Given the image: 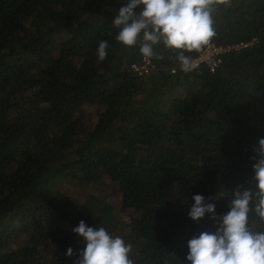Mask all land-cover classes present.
Listing matches in <instances>:
<instances>
[{
	"label": "trees",
	"instance_id": "trees-1",
	"mask_svg": "<svg viewBox=\"0 0 264 264\" xmlns=\"http://www.w3.org/2000/svg\"><path fill=\"white\" fill-rule=\"evenodd\" d=\"M127 2L0 0V264H52L48 248L75 264L80 221L130 244L132 264H190L189 241L217 231L208 214L188 218L192 196L222 216L237 189L253 192L248 226L264 231L252 159L264 138V0L211 5L210 43L257 38L215 73L171 75L178 50L161 41L158 70L141 78L128 72L140 49L115 39ZM100 40L110 46L103 61ZM82 106L96 108L91 130L74 118ZM63 182L113 188L128 221L95 195L72 199Z\"/></svg>",
	"mask_w": 264,
	"mask_h": 264
},
{
	"label": "clouds",
	"instance_id": "clouds-1",
	"mask_svg": "<svg viewBox=\"0 0 264 264\" xmlns=\"http://www.w3.org/2000/svg\"><path fill=\"white\" fill-rule=\"evenodd\" d=\"M224 0H128L115 16L113 26L119 29L115 39L126 47H134L143 33L141 55L150 59L154 56L153 46L160 43L178 50L177 61L181 71H194L198 64L184 52H201L215 36L212 28L211 5ZM142 6L137 14L136 9ZM109 43L100 40L96 49L99 61L108 55ZM256 160L253 165L254 180L257 182L259 200L255 213L264 224V138L259 139L253 149ZM251 190L237 189L229 211L217 216L215 206L206 203L199 194L192 196L194 204L188 218L200 221L208 214L217 225L215 233L202 232L188 243L190 264H264V231L254 232L249 225ZM82 238L85 248L78 254L75 264H132L129 259L131 245L121 237H111L103 227L94 228L80 221L72 229ZM72 249L66 255L71 257Z\"/></svg>",
	"mask_w": 264,
	"mask_h": 264
},
{
	"label": "built area",
	"instance_id": "built-area-1",
	"mask_svg": "<svg viewBox=\"0 0 264 264\" xmlns=\"http://www.w3.org/2000/svg\"><path fill=\"white\" fill-rule=\"evenodd\" d=\"M142 42L143 33H141L137 39L136 46L139 49ZM256 43L257 38H252L251 41H243L231 44L210 43L196 57L192 58L198 64V67L195 70L199 69L200 67H205L208 69L209 73L213 74L221 67L224 55L233 52L239 53L252 47ZM157 70L158 67L153 58L146 59L142 55H140L138 61L133 62L128 66V72L139 78L149 76ZM169 72L171 75H176L177 73L187 74L181 71L180 64L178 66L171 67Z\"/></svg>",
	"mask_w": 264,
	"mask_h": 264
},
{
	"label": "rangeland",
	"instance_id": "rangeland-1",
	"mask_svg": "<svg viewBox=\"0 0 264 264\" xmlns=\"http://www.w3.org/2000/svg\"><path fill=\"white\" fill-rule=\"evenodd\" d=\"M74 118H81L82 119V125L84 129L91 130L96 123V108L95 107H88V106H82L81 109L76 111L74 114ZM83 129V130H84ZM79 140H84V134H80L77 137ZM102 183H105V181L102 180ZM81 182L78 185L73 186L72 188H69V185L66 184V182L61 183L58 188H62L67 195H69L72 199H79L80 201H84L87 196L95 195V199H98L100 201L107 202L113 206L112 213L115 216L117 220H121L123 222H127L130 214L119 207V197L118 194L115 193L114 189L111 188L106 189L102 185L98 187L96 185L95 187H92L91 185H83L80 186ZM109 190V191H108ZM123 230L128 231V227H124ZM50 250L49 252V258L51 260L52 264H61L59 263L60 257L58 254H56L55 250L53 248H48ZM78 250H82L80 248V245L78 246Z\"/></svg>",
	"mask_w": 264,
	"mask_h": 264
}]
</instances>
